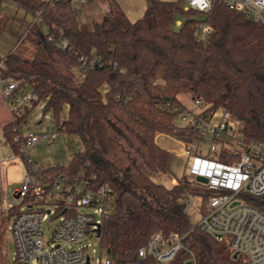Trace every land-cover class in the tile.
Instances as JSON below:
<instances>
[{
  "label": "trees",
  "instance_id": "obj_1",
  "mask_svg": "<svg viewBox=\"0 0 264 264\" xmlns=\"http://www.w3.org/2000/svg\"><path fill=\"white\" fill-rule=\"evenodd\" d=\"M13 1L35 19L25 29L26 44L3 58L0 74L28 85L34 99L3 126L5 143L18 153L12 127L27 124L38 104L57 132L79 139L80 150L69 162L47 166L44 175L73 177L82 170L94 175V186L112 189L113 207L101 220L98 239L116 263L134 260L150 235L161 231L184 235L196 264H240L228 243L192 224L186 211L188 194L200 196L202 210L211 190L183 176L165 186L149 172L171 173L174 153L159 145L158 134L190 138V128L175 120L182 92L207 110L228 111L244 139L264 143V24L219 2L203 15L184 10L182 0H148L144 13L130 20L116 0H100L107 10L89 23L80 20L73 0ZM200 19L211 28L203 42L194 36ZM61 40L71 48L60 47ZM79 55L99 56L104 65L81 69ZM247 202L264 212V195Z\"/></svg>",
  "mask_w": 264,
  "mask_h": 264
},
{
  "label": "built area",
  "instance_id": "obj_2",
  "mask_svg": "<svg viewBox=\"0 0 264 264\" xmlns=\"http://www.w3.org/2000/svg\"><path fill=\"white\" fill-rule=\"evenodd\" d=\"M74 1L83 5L88 0ZM216 2L264 24V0H182L180 5L184 10L207 15ZM210 32L208 23L198 20L195 39L203 42ZM58 45L71 48L65 40L58 41ZM78 61L81 69L104 65L96 55H79ZM0 83L15 118L30 105L34 94L18 93L19 81L14 77L2 78L0 74ZM207 106L193 99L194 109L183 106L176 111L181 124L190 128L189 140L179 139L186 173L193 174L195 180L196 176L205 177L206 182H196L211 190L195 225L216 239L225 240L240 264H264V212L247 202L250 196L264 195V143L244 139L238 122L231 119L228 111H210ZM24 127L25 124L12 127L17 132L13 139L19 150L14 154L23 165L22 177L12 189L0 185L2 206L6 210L17 207L8 224L14 247L11 264H167L177 259L179 264H196L184 235H165L161 231L153 232L130 262L116 263L104 250L93 262L84 241L98 237L97 225L113 207L112 189L107 184L94 186V175L85 176L82 170L73 177L63 173L44 175L46 166L37 164L29 149L54 134L24 133ZM196 138L199 140L194 142ZM189 204L187 200L186 205ZM82 206L90 210H78ZM47 219H56V223L49 234H44L43 222Z\"/></svg>",
  "mask_w": 264,
  "mask_h": 264
},
{
  "label": "crops",
  "instance_id": "obj_3",
  "mask_svg": "<svg viewBox=\"0 0 264 264\" xmlns=\"http://www.w3.org/2000/svg\"><path fill=\"white\" fill-rule=\"evenodd\" d=\"M116 1L120 3L122 0H116ZM160 1H175V0H160ZM91 2L92 3L94 2L96 8L95 6H93L91 11L88 10V13L92 16L93 19H99L101 15L107 10V5L106 3L100 0H91ZM138 3L140 5L141 4L143 5L144 3L145 5L144 11H145L149 1L138 0ZM84 5L85 4L81 5L73 0V6L77 10L78 7ZM80 8L84 13L87 11V10L85 11L82 7ZM126 15L128 16L127 13ZM85 17H87L86 13H85ZM34 19H35V15L33 13H27L24 10L18 8L13 0H1L0 2V63L10 51L16 49L20 45L26 44L23 39L25 29L27 25ZM25 89H26V85L19 86L17 88V92L27 93L30 92L31 90L30 87H28L27 90ZM178 99L184 107L194 109L193 100L190 97H188L187 94L183 95V97H181V95L179 97L178 95ZM38 106L41 109V104H38ZM47 113L48 112H43L41 109V116L35 121L36 125L33 126L32 129H27V127L29 126L31 127L30 124L31 122L29 118H27V124L25 125L23 131L24 133H27L29 131H34L39 133L47 132L54 134L53 138L48 140H43L42 142L31 146L29 149L30 155L37 164L42 166L47 167L54 165L55 166L66 165L69 162V160L75 155V153L80 150L79 139L76 137L77 144H75L74 139H72L71 135L59 133L57 132V130L52 131L51 127L55 125V122L51 118L50 114L48 113L50 116L49 117ZM67 113H68V106L65 105L61 112V119H65L67 117ZM13 118L14 117L10 108V104L3 94L2 86L0 83V185H2L3 187H10L8 186L10 183H16V185H18L23 174V165L21 161L16 157L11 147L5 143V138L2 133L3 126L12 122ZM156 140L159 143V145L168 149L169 151H172L174 155L180 156L179 151L181 150V140L166 134H158ZM168 143L169 144L176 143L180 146V148L179 149L171 148L167 146ZM44 151L46 152L48 151L49 154L44 153ZM172 183H175V179H173V177H172Z\"/></svg>",
  "mask_w": 264,
  "mask_h": 264
},
{
  "label": "rangeland",
  "instance_id": "obj_4",
  "mask_svg": "<svg viewBox=\"0 0 264 264\" xmlns=\"http://www.w3.org/2000/svg\"><path fill=\"white\" fill-rule=\"evenodd\" d=\"M89 2H87L84 6H80L82 7L86 12V16L85 17V13L82 11V9L80 7H78V11H79V18L81 21H86L91 23L93 20H98V19H93L92 16L88 13V10L91 11V9L93 8L94 2L92 3L91 0H88ZM122 2V3H121ZM119 4L120 6L126 11V13L128 14L129 18L132 20H135L136 18L140 17L141 14L144 11L145 5L143 3V5L138 3V0H122ZM136 7V8H135ZM179 21L182 20L181 16L177 17ZM177 22L175 23V26H177ZM28 85H26V89H28ZM183 97V95H186V93L182 92L179 94V97ZM188 95V94H187ZM188 97H190L188 95ZM47 115L49 116V114L47 113ZM41 116V109L38 105H36L31 113H29L28 118L30 120V124L31 127H27V129H32L33 126L36 125V120L38 118H40ZM50 117V116H49ZM177 124H181V121L179 119H175ZM26 125V124H25ZM37 128V127H35ZM52 131H56V127L55 125H53L51 127ZM72 139H74L75 144H77V138L76 136L71 135ZM205 139H209L208 135L204 136ZM199 139L196 138L197 142ZM208 141V140H207ZM167 146L171 147V148H176L179 149L180 146L176 143L173 144H167ZM44 153L49 154L48 151H44ZM185 162H186V158L182 155L177 156L174 155L173 159H172V164H171V173L168 175H164L162 173L159 172H149V175L151 177L152 180H154L155 182L158 183H162L165 186H170L172 183V177L173 179H175V182L177 181V178L180 176H183L187 181H189V183L191 184H197L194 175L193 174H187L186 173V169H185ZM171 180V181H170ZM8 186H10V188H14V186H16V183H10ZM1 187V186H0ZM0 195H1V189H0ZM10 195V193L8 194ZM186 200H189L191 202V204L186 205V211L189 215L190 221L192 222V224H196V222L199 219V215H200V202H201V198L198 194H188ZM0 209H1V216H0V236H1V242H2V249H1V254H0V264H11L12 262V258L14 255V247H13V243L11 241V238L9 236V231H8V224L10 222V218L8 216L9 212L8 210H6L3 206H2V202H1V196H0ZM78 210L80 211H88L90 210L89 207H79ZM56 223V219H47L46 221L43 222V232L44 234H49L53 228V226ZM85 243H88V252L90 254V256H92V261L94 262L99 256L100 254L103 255V251H101V247L99 244V239L98 237H89L87 238L85 241ZM222 242L227 243L225 240H223Z\"/></svg>",
  "mask_w": 264,
  "mask_h": 264
},
{
  "label": "water",
  "instance_id": "obj_5",
  "mask_svg": "<svg viewBox=\"0 0 264 264\" xmlns=\"http://www.w3.org/2000/svg\"><path fill=\"white\" fill-rule=\"evenodd\" d=\"M148 5H150V2L148 3ZM196 180L198 181H202V182H206V178L202 177V176H196ZM100 225H97V231H99ZM236 254L233 255V257H235Z\"/></svg>",
  "mask_w": 264,
  "mask_h": 264
}]
</instances>
